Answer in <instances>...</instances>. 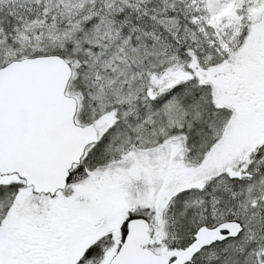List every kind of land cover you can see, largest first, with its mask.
Segmentation results:
<instances>
[{
    "label": "snow or ice",
    "instance_id": "snow-or-ice-1",
    "mask_svg": "<svg viewBox=\"0 0 264 264\" xmlns=\"http://www.w3.org/2000/svg\"><path fill=\"white\" fill-rule=\"evenodd\" d=\"M0 264H264V0H0Z\"/></svg>",
    "mask_w": 264,
    "mask_h": 264
}]
</instances>
